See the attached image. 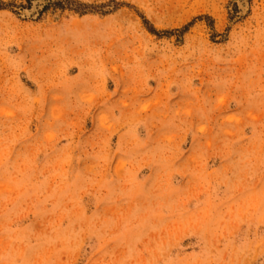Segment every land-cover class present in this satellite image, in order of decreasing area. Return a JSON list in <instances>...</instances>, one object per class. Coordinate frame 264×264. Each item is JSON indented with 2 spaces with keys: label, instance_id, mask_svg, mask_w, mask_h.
I'll list each match as a JSON object with an SVG mask.
<instances>
[{
  "label": "rangeland",
  "instance_id": "obj_1",
  "mask_svg": "<svg viewBox=\"0 0 264 264\" xmlns=\"http://www.w3.org/2000/svg\"><path fill=\"white\" fill-rule=\"evenodd\" d=\"M0 264H264V0H0Z\"/></svg>",
  "mask_w": 264,
  "mask_h": 264
}]
</instances>
